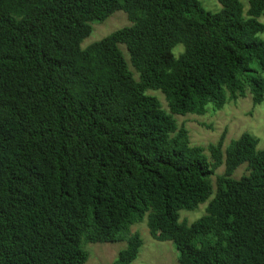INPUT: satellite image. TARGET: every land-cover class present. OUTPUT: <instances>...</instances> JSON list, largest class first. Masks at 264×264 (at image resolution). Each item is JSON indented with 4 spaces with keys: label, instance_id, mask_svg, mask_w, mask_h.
Returning <instances> with one entry per match:
<instances>
[{
    "label": "trees",
    "instance_id": "obj_1",
    "mask_svg": "<svg viewBox=\"0 0 264 264\" xmlns=\"http://www.w3.org/2000/svg\"><path fill=\"white\" fill-rule=\"evenodd\" d=\"M219 2L0 0V264H84V243L120 240L111 264H131L145 218L179 264H264L259 138L193 145L174 116L264 101V0ZM117 10L131 24L83 47Z\"/></svg>",
    "mask_w": 264,
    "mask_h": 264
},
{
    "label": "rangeland",
    "instance_id": "obj_2",
    "mask_svg": "<svg viewBox=\"0 0 264 264\" xmlns=\"http://www.w3.org/2000/svg\"><path fill=\"white\" fill-rule=\"evenodd\" d=\"M204 6L211 11H218L221 8L219 0H202ZM245 11L249 7V0H242ZM127 14L123 10L115 11L106 20L93 22V32L83 41L82 46L86 47L94 41H98L116 29L130 25ZM264 37V33L262 34ZM183 46V45H182ZM182 46H178L175 51H181ZM126 60L135 78L138 73L130 62V54L124 44H120ZM149 94L159 98L162 107L170 112L165 95L160 90H148ZM179 126H186L189 130L190 140L193 145L207 146L219 140L222 133L226 131L225 148L234 139H237L245 131L254 134L259 138V147L264 148V101L254 105L252 94L247 91L245 96L237 100H230L219 110L210 106L207 113L199 115L187 113L184 115L174 114ZM207 154H209L207 152ZM224 167L216 170L221 174ZM247 173L246 164L240 166L234 176L240 178ZM216 181V175L212 177ZM206 204H201L195 211H181V220L192 222L205 213ZM131 232H139L143 245L140 248L138 257L131 264H179L178 251L172 241H157L152 238L147 225V218L134 224ZM127 247V241L84 243V248L89 253V258L84 264H111L118 258L119 252Z\"/></svg>",
    "mask_w": 264,
    "mask_h": 264
}]
</instances>
